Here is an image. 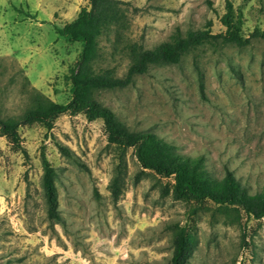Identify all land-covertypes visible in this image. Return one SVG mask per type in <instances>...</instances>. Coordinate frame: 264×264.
I'll list each match as a JSON object with an SVG mask.
<instances>
[{
    "label": "rangeland",
    "instance_id": "obj_1",
    "mask_svg": "<svg viewBox=\"0 0 264 264\" xmlns=\"http://www.w3.org/2000/svg\"><path fill=\"white\" fill-rule=\"evenodd\" d=\"M126 27L99 43L100 67L126 73L127 42L151 49L180 30L225 32L227 0H120ZM243 34L264 29V0H230ZM90 0H0V116L18 118L34 90L71 99L81 43L57 34ZM204 91L201 90V79ZM97 99L128 129L204 158L215 180L226 171L254 194L264 187V40L203 44L181 63L152 66ZM22 149L0 135V264H171L175 224L185 227L186 264H264V218L212 201L175 199L174 180L142 171L135 149L108 144L101 120L62 115L51 131L19 129ZM71 154H62L57 143ZM56 170L61 221L48 216L41 152Z\"/></svg>",
    "mask_w": 264,
    "mask_h": 264
},
{
    "label": "trees",
    "instance_id": "obj_2",
    "mask_svg": "<svg viewBox=\"0 0 264 264\" xmlns=\"http://www.w3.org/2000/svg\"><path fill=\"white\" fill-rule=\"evenodd\" d=\"M120 0H90V8H83L72 22L57 28V34L72 42L82 45L79 60L71 69V99L65 104L55 103L42 93L34 90L31 107L18 118L0 116V135L6 137L15 149H22V138L19 129L35 123L42 124L51 131L56 120L62 115H84L88 121L101 120L104 124L108 144L116 146L121 155L129 149H135V155L142 171L151 170L163 178L174 180L173 197L196 201L201 204L207 200L220 207H233L243 211L254 219L264 218V187L252 194L246 186L236 180L229 170L223 179L215 180L205 168L204 158L191 157L178 152L174 143L150 132H136L127 128L112 109L104 106L97 94L101 91L123 89L133 83L135 77L146 74L152 66L181 63L183 57L203 44L223 43L238 47L251 44L253 39L264 40V29L255 28L249 35L243 34L242 15L237 14L230 0L226 2V13L221 17L226 30L213 34L212 24L203 30L183 33L177 30L168 41L148 49L142 44L127 42L121 54L128 59L129 65L122 76L116 68H103L98 64L99 43L103 36L112 33L121 40V29L126 27L125 11ZM201 79V90L204 85ZM62 154L70 156V150L57 143ZM43 175L41 184L47 205L48 216L61 221L58 195L55 184L56 170L41 152ZM174 251L171 264H186L192 246L185 227L173 226Z\"/></svg>",
    "mask_w": 264,
    "mask_h": 264
}]
</instances>
